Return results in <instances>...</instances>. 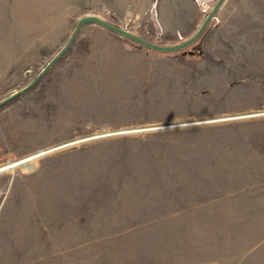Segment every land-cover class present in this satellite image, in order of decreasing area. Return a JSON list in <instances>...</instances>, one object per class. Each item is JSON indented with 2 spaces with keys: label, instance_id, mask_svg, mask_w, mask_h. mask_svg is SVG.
<instances>
[{
  "label": "rangeland",
  "instance_id": "obj_1",
  "mask_svg": "<svg viewBox=\"0 0 264 264\" xmlns=\"http://www.w3.org/2000/svg\"><path fill=\"white\" fill-rule=\"evenodd\" d=\"M217 1L0 0V101L83 16ZM0 264H264V0L87 23L0 107Z\"/></svg>",
  "mask_w": 264,
  "mask_h": 264
},
{
  "label": "water",
  "instance_id": "obj_2",
  "mask_svg": "<svg viewBox=\"0 0 264 264\" xmlns=\"http://www.w3.org/2000/svg\"><path fill=\"white\" fill-rule=\"evenodd\" d=\"M226 0H218L215 4L212 11L208 14L204 22L201 24V26L198 28V30L195 32L194 35H192L189 39L186 41L174 44V45H160L157 43H153L145 38H142L134 33H132L129 30H126L120 26H117L113 23H110L109 21L103 19L102 17L94 14L83 16L77 23L74 31L71 34V37L69 41L66 43V45L48 62V64L43 68V70L36 76V78L30 82L28 85H26L24 88L20 89L19 91L15 92L14 94L4 98L0 101V107L17 97L18 95L28 91L71 47L73 41L75 40L76 36L78 35L80 29L87 23H93L98 24L103 27H106L126 38H129L131 40H134L144 46L150 47L152 49L163 51V52H173V51H180L188 48L192 44L196 42V40L202 35V33L206 30L212 19L215 17L218 10L223 6Z\"/></svg>",
  "mask_w": 264,
  "mask_h": 264
}]
</instances>
